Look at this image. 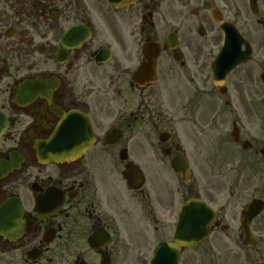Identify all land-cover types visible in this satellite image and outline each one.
Here are the masks:
<instances>
[{
  "label": "flooded vegetation",
  "instance_id": "obj_1",
  "mask_svg": "<svg viewBox=\"0 0 264 264\" xmlns=\"http://www.w3.org/2000/svg\"><path fill=\"white\" fill-rule=\"evenodd\" d=\"M191 200L180 264H264V0H0V264H151Z\"/></svg>",
  "mask_w": 264,
  "mask_h": 264
},
{
  "label": "water",
  "instance_id": "obj_2",
  "mask_svg": "<svg viewBox=\"0 0 264 264\" xmlns=\"http://www.w3.org/2000/svg\"><path fill=\"white\" fill-rule=\"evenodd\" d=\"M228 43L232 40L229 38ZM214 212L204 203L191 202L183 209L175 242L178 245L191 246L203 242L210 235ZM157 257L168 260L169 264H179L180 251L177 245L163 243L159 246ZM157 264V263H156ZM158 264H165L161 261Z\"/></svg>",
  "mask_w": 264,
  "mask_h": 264
},
{
  "label": "rangeland",
  "instance_id": "obj_3",
  "mask_svg": "<svg viewBox=\"0 0 264 264\" xmlns=\"http://www.w3.org/2000/svg\"><path fill=\"white\" fill-rule=\"evenodd\" d=\"M212 243H213V241H212ZM234 247H235L236 251L240 254L241 257L246 258L245 256H247V253L242 254L241 253L242 252L241 249H238V247L236 245H234ZM206 248H207V246H206Z\"/></svg>",
  "mask_w": 264,
  "mask_h": 264
}]
</instances>
